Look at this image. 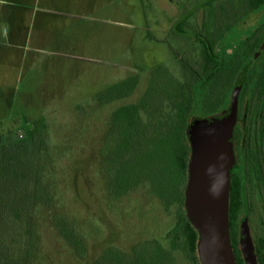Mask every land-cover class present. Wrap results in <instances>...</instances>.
I'll list each match as a JSON object with an SVG mask.
<instances>
[{"label": "rangeland", "instance_id": "obj_1", "mask_svg": "<svg viewBox=\"0 0 264 264\" xmlns=\"http://www.w3.org/2000/svg\"><path fill=\"white\" fill-rule=\"evenodd\" d=\"M241 8L240 0H215L214 29ZM202 10L198 2L179 0H0V135L7 144L43 122L52 142L74 149L71 162L62 160L70 167L63 190L88 236L90 256L99 257L108 246L129 251L139 241L161 238L174 222L172 212L141 193L122 204L108 203L93 171L94 155L111 110L135 102L153 77L175 78L180 69L175 57L196 59L193 38L176 37L172 30L185 20L184 30L194 33ZM259 15H239L228 34L237 40ZM238 45L215 51L228 54ZM131 77L139 80L131 96L96 105L100 93ZM46 245L56 259L66 256L54 236ZM58 259L64 264L66 257ZM171 264L191 263L178 253Z\"/></svg>", "mask_w": 264, "mask_h": 264}, {"label": "trees", "instance_id": "obj_2", "mask_svg": "<svg viewBox=\"0 0 264 264\" xmlns=\"http://www.w3.org/2000/svg\"><path fill=\"white\" fill-rule=\"evenodd\" d=\"M198 2L203 18L198 33L184 30L179 20L172 30L176 37L194 38L197 57L178 58L179 73L160 82L153 77L142 95L132 103L110 111L95 149L93 171L112 205L122 204L136 194L159 201L174 222L161 238L135 243L129 251L108 246L99 257L90 256L88 236L78 217L67 205L63 186L69 163L76 155L73 148L52 142L49 130L41 127L23 130L20 139L4 143L0 135V264H171L176 254H183L191 264H200L196 252L197 233L186 218L183 202L190 148L186 129L200 110L199 95L204 91L205 107L217 112L221 95L230 87L239 68L259 44L264 42V23L258 33L245 42L242 50L221 60L210 41L214 29L215 0H179ZM242 10L225 17L220 35L230 32L239 15L264 13V0H240ZM263 63L258 71L257 92L264 94ZM158 72H154V75ZM179 75V76H178ZM139 84L131 77L100 93L99 108L128 98ZM214 96H213V95ZM214 98L212 101L211 98ZM76 157V156H75ZM65 188L67 186L65 185ZM244 202L237 179L230 175L229 230L237 264V216ZM48 236L61 241L66 256H56L46 245Z\"/></svg>", "mask_w": 264, "mask_h": 264}, {"label": "water", "instance_id": "obj_3", "mask_svg": "<svg viewBox=\"0 0 264 264\" xmlns=\"http://www.w3.org/2000/svg\"><path fill=\"white\" fill-rule=\"evenodd\" d=\"M257 56L258 53L237 77L226 115L192 119L186 129L190 155L183 207L197 233L196 252L200 264H237L229 230L230 175L235 166L233 131L238 91ZM238 241L246 264H256L245 219L239 224Z\"/></svg>", "mask_w": 264, "mask_h": 264}, {"label": "flooded vegetation", "instance_id": "obj_4", "mask_svg": "<svg viewBox=\"0 0 264 264\" xmlns=\"http://www.w3.org/2000/svg\"><path fill=\"white\" fill-rule=\"evenodd\" d=\"M199 7V6H198ZM253 21L255 25L240 36L237 40L231 38L228 32L220 35L221 30L211 29V43L215 55L221 60L229 59L235 52L242 50L245 42H249L257 33L258 29L264 23V13ZM203 17V16H202ZM250 15L245 18L249 19ZM199 30L195 31V34ZM231 32V31H230ZM247 33V34H246ZM194 45L196 44L193 38ZM232 42H239V45L228 54H218L215 48H225ZM195 48L196 45H195ZM196 53L198 51H195ZM258 53L257 58L247 70L237 95V117L233 131V149L235 166L232 169V177L237 179L244 202L237 216V247L239 250L238 258L241 264H246L244 256L239 249L238 233L239 224L242 219L247 220L252 234V243L256 258V264H264V94L257 92L258 75L262 62L260 61L264 53V42L252 51L246 60L239 63V68L232 80L229 81L230 87L221 95L222 103L216 108L217 112H211L205 107L204 91L200 93V110L197 111V119H204L228 109L231 101V94L237 77L243 68ZM197 55V54H196ZM230 93L228 94V92ZM228 94V95H227ZM213 95V94H212ZM214 96V95H213ZM214 98L212 97L210 101Z\"/></svg>", "mask_w": 264, "mask_h": 264}]
</instances>
